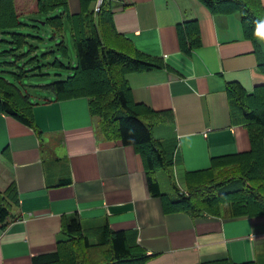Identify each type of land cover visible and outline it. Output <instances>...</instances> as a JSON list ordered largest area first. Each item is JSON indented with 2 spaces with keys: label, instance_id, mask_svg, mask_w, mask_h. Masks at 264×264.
Instances as JSON below:
<instances>
[{
  "label": "crops",
  "instance_id": "0c3cea01",
  "mask_svg": "<svg viewBox=\"0 0 264 264\" xmlns=\"http://www.w3.org/2000/svg\"><path fill=\"white\" fill-rule=\"evenodd\" d=\"M69 2L73 14L82 11V0ZM35 16L24 20L36 21ZM193 19L200 23L202 45L188 54L179 25ZM113 21V30L105 28L112 47L131 43L167 65L127 77L135 101L161 113L153 133L173 158L174 177L185 180L181 189L188 172L252 149L226 90L234 81L248 93L264 85L256 45L246 38L239 13H214L203 0H115ZM68 32L69 26L65 40ZM32 89L33 126L0 115V190L14 184L19 194L15 218L0 225V264H33L35 255L56 251L64 218L74 214L93 239L105 225L136 232L149 255L142 264H264V215L167 212L163 198L150 189L135 147L98 133L99 118L88 98L56 100Z\"/></svg>",
  "mask_w": 264,
  "mask_h": 264
},
{
  "label": "trees",
  "instance_id": "16d2710c",
  "mask_svg": "<svg viewBox=\"0 0 264 264\" xmlns=\"http://www.w3.org/2000/svg\"><path fill=\"white\" fill-rule=\"evenodd\" d=\"M82 0V11L73 14L69 0H0V44L11 45L0 56L14 58L2 64L17 67L36 47L30 38L40 36L13 32L19 28L36 27L25 16L43 15L56 40V50L36 55L29 63L37 65L29 71L42 73L47 66L61 67L71 72L67 78L51 83H23L26 70L21 72L0 69V115L15 117L33 126L35 103L29 87L49 92L56 100L86 97L93 116L99 118L98 133L106 140H121L134 146L142 156L152 193L161 196L167 212H183L193 217L203 215L230 216L264 215V85L248 93L237 81L228 82L227 94L232 115L248 129L252 149L246 153L213 158L209 169L186 174V189L175 183L176 196L162 191L158 172L172 173L173 158L153 133V122L161 113L135 101L128 74L166 68L163 59L137 50L131 43L117 49L106 39L105 28L114 29L113 4L103 0L100 11ZM214 13H239L246 38L254 41L258 68L264 74V6L261 0H203ZM70 27L76 54L73 64L64 33ZM181 47L190 54L202 45L200 23L197 19L179 25ZM117 36V33L115 34ZM7 37V38H6ZM28 46V48H27ZM27 48V52L21 50ZM61 55L57 57V55ZM55 57L51 63L48 60ZM42 63V64H41ZM39 64V65H38ZM40 70V71H38ZM7 74L15 76L11 79ZM41 75V74H37ZM45 99H48L45 97ZM150 120L151 122H146ZM18 190L12 184L0 190V225L5 228L11 218L12 206L18 204ZM57 250L33 257V264H142L149 255L138 242L134 231H116L109 225L98 230L93 239L84 231L78 214L64 218L62 237ZM200 264H257L236 263L223 259Z\"/></svg>",
  "mask_w": 264,
  "mask_h": 264
},
{
  "label": "rangeland",
  "instance_id": "374dc122",
  "mask_svg": "<svg viewBox=\"0 0 264 264\" xmlns=\"http://www.w3.org/2000/svg\"><path fill=\"white\" fill-rule=\"evenodd\" d=\"M37 19L36 21L34 20H25L26 22H28L31 25H36L38 26V28L36 27H25V28H19L14 30L13 32H20V33H26V34H31L33 36H40L43 39H39V38H30L29 42L30 45H33L36 47V50L32 53H30L24 60L20 59L17 62V67H12V66H7L5 64H2L5 61H14V58H9V57H4V56H0V69H4V70H8V71H15V72H21L22 69L26 70V76L23 80V83L28 84V85H35L38 83L44 84V83H51L54 82L56 80H61V79H65L68 77L69 72L68 70L61 68V67H54V66H47L46 68L42 69V73L37 72V71H29L32 67H35L37 65H33V63L31 64H25V63H29V59L35 57L36 55L41 56L46 52L52 51V50H56L57 49V45L59 43V40L57 41L54 37L53 34V30L51 29V27L49 25H47L45 23V21L43 20L44 18L41 15L32 17ZM42 20V21H41ZM7 38V37H6ZM66 42L67 44H69V47L72 51V54L75 56V50L73 48V42H72V38H71V34L68 32L67 33V38H66ZM11 45H4V44H0V53H2V51L6 50V49H10ZM28 48V46H27ZM25 48L23 50H21L23 53L27 52L28 49ZM61 55H57V57H60ZM55 60V57H52V59L48 60L49 63L53 62ZM42 64V63H41ZM39 65V64H38ZM40 71V70H38ZM37 74H41V75H37ZM8 76L11 77V79H14L15 76L12 74H7ZM35 89L33 87L32 92H34ZM171 172L167 171V170H161L159 171V181L161 183V188L163 193L165 194H171V196L175 197L176 196V191H175V183L179 186V187H185V180H178L177 175L175 176V178L171 177ZM172 173H174V171L172 170ZM175 174V173H174Z\"/></svg>",
  "mask_w": 264,
  "mask_h": 264
},
{
  "label": "built area",
  "instance_id": "2783aa9c",
  "mask_svg": "<svg viewBox=\"0 0 264 264\" xmlns=\"http://www.w3.org/2000/svg\"><path fill=\"white\" fill-rule=\"evenodd\" d=\"M102 2L103 0H97V3L95 5V12H99L100 11V8H101V5H102Z\"/></svg>",
  "mask_w": 264,
  "mask_h": 264
}]
</instances>
